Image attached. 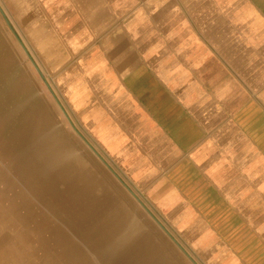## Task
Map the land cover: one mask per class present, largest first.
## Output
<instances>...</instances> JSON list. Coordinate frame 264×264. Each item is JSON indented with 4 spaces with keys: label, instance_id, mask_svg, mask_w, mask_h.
Masks as SVG:
<instances>
[{
    "label": "crops",
    "instance_id": "1",
    "mask_svg": "<svg viewBox=\"0 0 264 264\" xmlns=\"http://www.w3.org/2000/svg\"><path fill=\"white\" fill-rule=\"evenodd\" d=\"M0 5L197 263L264 264V0Z\"/></svg>",
    "mask_w": 264,
    "mask_h": 264
},
{
    "label": "rangeland",
    "instance_id": "2",
    "mask_svg": "<svg viewBox=\"0 0 264 264\" xmlns=\"http://www.w3.org/2000/svg\"><path fill=\"white\" fill-rule=\"evenodd\" d=\"M6 16L22 39L15 28L17 23L13 22L15 16ZM16 35L0 11V139L1 136L6 138L9 155L16 157L24 171L18 179L27 198L51 220L57 235L70 242L73 254L69 256L75 258V264H192L131 195L127 187L135 193L139 190L127 170L119 160L104 157V150L84 128L64 92L43 72L31 48L25 44L75 128L122 181L77 134ZM34 142L38 147L36 151L31 146ZM24 174L29 182L22 179ZM141 198L145 201L143 196ZM60 208L63 214L58 213ZM85 211L91 216L87 224L82 223ZM126 215H130L129 224ZM112 229L116 231L117 240L108 237ZM101 232L105 239L99 245L95 238ZM125 239L128 243L124 248L126 253L119 251L125 246ZM98 247L104 248L98 251ZM153 255L157 257L149 258ZM191 257L195 259L196 256L191 254ZM198 264L205 263L200 259Z\"/></svg>",
    "mask_w": 264,
    "mask_h": 264
},
{
    "label": "bare ground",
    "instance_id": "3",
    "mask_svg": "<svg viewBox=\"0 0 264 264\" xmlns=\"http://www.w3.org/2000/svg\"><path fill=\"white\" fill-rule=\"evenodd\" d=\"M29 106L31 105L29 104ZM31 146L35 151L38 148L35 142L32 143ZM4 147L5 146L2 144L0 145V264H75V258L73 256H69V254H73L70 249V242L65 237H60V235L58 236L57 229L51 220L47 219V217L43 215L41 208H39V212L37 205L29 201L18 179L19 175L23 174L24 171L18 165V162H16V157L9 155L10 148L7 152L6 148ZM22 179L25 183L27 181L29 182L28 178L26 180L25 174L22 176ZM109 202L111 201L109 200ZM58 213L63 214L62 208L58 210ZM89 216L90 215L86 212L83 222L81 220L80 221L83 224H87V219ZM129 217L130 215H128L126 219V223L128 224L131 222ZM112 231L108 237L112 238L113 240H117V235L115 233L116 231L114 229H112ZM118 233L119 231L117 234ZM95 239L98 240L100 245L102 244L103 239H105V236L102 237L101 232ZM70 241L72 240L70 239ZM127 244L128 243L125 239V246L121 247L119 251L122 250L124 253H126L124 248L127 247ZM113 246L114 245L112 243V247ZM103 248L104 247H98L97 250L100 251ZM119 251H117V253ZM138 253L140 254V252ZM144 255L142 257H144ZM156 255H153L149 258L155 259L157 257Z\"/></svg>",
    "mask_w": 264,
    "mask_h": 264
},
{
    "label": "water",
    "instance_id": "4",
    "mask_svg": "<svg viewBox=\"0 0 264 264\" xmlns=\"http://www.w3.org/2000/svg\"><path fill=\"white\" fill-rule=\"evenodd\" d=\"M0 11L4 17V19L6 20L7 24L9 25V27L11 28V30L13 31V33L16 35V32L14 30V28L12 27L10 21L8 20L6 14L4 13V11L2 10L1 6H0ZM17 36V35H16ZM19 43L21 44L24 52L27 54L28 58L30 59V61L32 62V64L34 65L35 69L37 70L39 76L41 77L42 81L45 83V85L47 86L48 90L50 91L51 95L55 98L56 102L58 103V105L60 106V108L63 110V112L65 113V115L68 117V115L66 114V112L63 109L62 104L60 103L59 99L57 98L55 92L53 91L50 83L48 82L46 76L43 74V72L41 71V69L38 67V65L35 63V61L33 60L32 56L29 54V51L27 50L25 44L23 43V41L17 36ZM71 122V120H69ZM73 126V124H72ZM74 127V126H73ZM75 128V127H74ZM76 130V129H75ZM77 131V130H76ZM77 133L81 136V138L87 143V145L89 147H91L93 149V147L89 144V142L82 136V134L80 132L77 131ZM94 150V149H93ZM95 154L101 159V161L116 175V177L122 181L120 179V177L111 169V167L107 164V162L100 156V154L95 151ZM125 185V184H124ZM127 187V185H125ZM129 189V187H127ZM129 191L131 192V194L136 198V200L139 202V204L143 207V209L151 216V218L157 223V225L165 232V234L175 243V245L183 252V254L190 260V262L192 264H198L192 257L190 254H188V252L180 245V243L172 236V234L167 230V228L156 218V216L149 210V208L142 202V200L132 191L129 189Z\"/></svg>",
    "mask_w": 264,
    "mask_h": 264
}]
</instances>
